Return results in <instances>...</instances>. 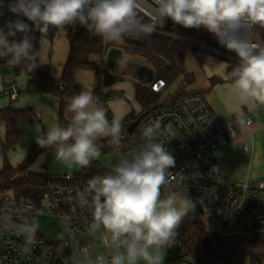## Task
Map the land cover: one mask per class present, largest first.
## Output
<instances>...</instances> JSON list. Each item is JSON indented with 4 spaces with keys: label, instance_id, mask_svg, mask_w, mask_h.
<instances>
[{
    "label": "clouds",
    "instance_id": "obj_1",
    "mask_svg": "<svg viewBox=\"0 0 264 264\" xmlns=\"http://www.w3.org/2000/svg\"><path fill=\"white\" fill-rule=\"evenodd\" d=\"M153 4L154 15L144 23L138 18L137 0H10L9 10L18 18L7 22V31L0 29V55L8 57L9 64L33 59L43 51L34 47L33 32L46 35L51 29L79 24L107 43L133 33L151 35L170 19L184 28L206 29L234 52L238 64L228 75L230 91L242 102L264 105V43L251 40L254 28H264V0H153ZM66 100L67 126L52 124L35 140L42 149L53 148L68 168L87 167L100 156V138H108L112 145L121 143V119L114 116L110 122L90 90ZM159 127V122L146 126L143 145L106 174L92 177L78 193L80 205L92 210L93 230L103 229L111 249L110 262L98 255L94 264H161L162 250L171 246L183 218L194 211L188 195L174 190L173 178L186 177L168 172L175 159L164 143L155 141Z\"/></svg>",
    "mask_w": 264,
    "mask_h": 264
},
{
    "label": "built area",
    "instance_id": "obj_2",
    "mask_svg": "<svg viewBox=\"0 0 264 264\" xmlns=\"http://www.w3.org/2000/svg\"><path fill=\"white\" fill-rule=\"evenodd\" d=\"M9 3L10 0H0V29L5 31L7 22L18 18L9 10ZM137 3L138 18L144 23L149 22L154 15L153 0H137ZM167 21L157 25L152 34L181 40L182 37L167 31ZM20 36L17 34L14 39L19 40ZM107 44L100 60L99 75L107 69ZM219 45V49L205 47L231 64L238 63L236 54L220 42ZM24 62L9 64L7 60V65L19 67ZM149 67L154 73L149 82L138 77L132 79L152 94L159 95L168 82ZM10 94L13 99L18 95L16 91ZM94 96L97 104L107 112V98L100 87L95 88ZM120 98L118 93L108 95V100ZM113 117L109 118L110 122ZM156 122L160 127L155 141L164 143L175 159V166L168 172L172 176L182 174L186 177L173 178L174 190L187 194L195 202L199 215L211 222L213 232L224 242L245 244L264 239V178L231 181L219 174L211 158L231 142L235 131L222 124L207 97L201 92L177 95L161 108L128 116L121 121L123 139L116 145L117 150L125 155L134 152L146 142L142 130ZM243 122L247 128L253 123L249 117L243 118ZM246 150H251L249 141ZM87 186L88 182L78 175L64 174L52 177L48 191L39 203L17 200L12 191L0 193V264H94V257L99 255L97 245L78 241L80 236L93 230L92 210L82 207L78 200V193ZM40 216H55L62 222L64 229L55 240L47 239L39 231ZM101 230V242L106 246ZM173 247L177 258L182 259L187 254L176 237L166 248L172 250ZM189 257L190 264H201Z\"/></svg>",
    "mask_w": 264,
    "mask_h": 264
},
{
    "label": "crops",
    "instance_id": "obj_3",
    "mask_svg": "<svg viewBox=\"0 0 264 264\" xmlns=\"http://www.w3.org/2000/svg\"><path fill=\"white\" fill-rule=\"evenodd\" d=\"M76 26H66L63 30L51 29L46 35H40L38 39L32 34L35 37L33 44L35 45L37 42L43 51H40L39 57L30 63L27 60L19 67H10L7 65L8 57L0 55V110L13 108L24 110L27 113V119L18 124L19 143L8 152L13 167L20 165L28 156L31 147L37 145L35 140L37 136L43 135L52 124H60V98L53 93L44 92L38 84L31 83L30 80L38 73H45L57 80L61 78L70 51L69 34ZM254 41L263 43L259 39ZM115 43L114 47L122 48L124 55V59L117 63L116 69L114 71L105 69L101 75H99V66L97 69H82L77 73L76 82L82 86V91L90 90L94 99L95 88L100 87L107 98L108 111L106 115L108 120L111 116H117L123 121L128 116L140 114L144 110L137 98L139 84L132 79L133 76L127 75V71L129 69L136 71L142 66L149 65L144 56L128 53L123 48L122 40ZM199 48L197 55L191 54L200 62L199 72L204 76L205 81L195 89L185 90L184 88L180 93H203L222 124L235 131L231 142L217 150L213 154L211 162L214 163L222 177L231 181L262 179L264 178V105L251 100L242 102L230 91L231 81L228 79V70L233 64L211 52L205 46L201 45ZM110 49L108 46L107 50ZM101 58L102 55L98 59V65H100ZM186 71L192 75V81L183 85L184 87L191 85L196 79L195 71L191 72L187 69ZM169 86L168 83L167 88L159 94L162 101ZM13 91L18 93L15 99L10 94ZM111 93L120 94L123 100H120L122 98L108 100V95ZM178 93L169 95L163 104ZM245 117H249L253 121L250 128H247L243 122ZM63 119L67 126L66 110L63 112ZM5 136L6 126L2 123L0 124V169L3 168L1 151L5 143ZM106 139L108 138H100L98 143ZM248 141L251 143L250 151L246 150ZM48 151L50 149L41 152L29 170L48 172L53 176L77 174L74 172L64 174L50 172L46 165L42 164L43 156L48 154ZM12 159L14 160L12 161Z\"/></svg>",
    "mask_w": 264,
    "mask_h": 264
},
{
    "label": "trees",
    "instance_id": "obj_4",
    "mask_svg": "<svg viewBox=\"0 0 264 264\" xmlns=\"http://www.w3.org/2000/svg\"><path fill=\"white\" fill-rule=\"evenodd\" d=\"M167 31L182 37V39H173L158 34L146 36L133 33L121 39L123 48L130 54L144 56L147 59V64L152 66L169 84L181 76H184L183 85L189 84L192 81V75L187 73L185 67L189 53L197 55L201 45L219 49V41L204 28L189 29L175 25L172 28H167ZM32 34L35 35L36 39L41 35L39 32ZM18 35L21 34L18 33ZM69 43V55L59 80L45 73H38L30 80L31 83L38 84L44 92L53 93L60 98V124L62 126H65L63 112L67 109L66 98L82 91V86L76 82L78 71L97 69L99 66L98 59L103 55L105 48V43L100 36L79 24L70 32ZM34 47L40 49L37 42ZM39 52L28 62L36 60L39 57ZM237 64L232 65L228 70V75ZM184 94L186 93L171 96L170 101L177 95ZM137 98L144 108L143 112L156 110L165 105L160 95L152 94L141 85L137 86ZM26 119L27 113L24 110L13 108L0 110V124L3 123L6 126L5 143L1 151L3 168L0 169V193L12 191L17 200L39 203L48 191L53 175L48 172L31 171L29 167L41 152L53 148L42 149L38 144L33 145L26 159L17 167H13L7 158V152L19 143L20 130L18 124ZM98 144L100 153L116 146L109 143L108 139ZM108 171V169L93 163L76 175L88 182L92 177L104 175ZM176 233L175 237L183 244L187 251L186 255L192 256L201 264H264V253L260 252L264 250V239L245 244L226 243L213 232L211 222L200 215L196 222L183 220L176 229ZM246 244L247 247L245 248L244 245Z\"/></svg>",
    "mask_w": 264,
    "mask_h": 264
},
{
    "label": "rangeland",
    "instance_id": "obj_5",
    "mask_svg": "<svg viewBox=\"0 0 264 264\" xmlns=\"http://www.w3.org/2000/svg\"><path fill=\"white\" fill-rule=\"evenodd\" d=\"M25 20V19H24ZM26 23H30L25 20ZM261 40L264 43V28L256 27L252 30V40ZM116 41L114 42H108L109 48H112L116 46ZM119 46V45H118ZM125 49V48H124ZM126 50V49H125ZM186 69L188 71H195L196 79L195 81L189 85V86H183V76L177 79L175 82L171 83L169 88L167 89L165 95L163 96V102H165L168 99L169 95H173L175 93H180L184 88L185 90L195 89L197 86L201 85L205 78L204 76L199 72V69L201 68L200 62L198 59L189 53L186 63H185ZM133 67V66H132ZM127 75L136 77V71L130 69L127 71ZM120 100H123L120 99ZM137 114V113H136ZM9 152V151H8ZM7 152V158L10 160V154ZM48 154H45L43 156L44 161H42V164L46 165V168L54 173V174H64V173H80L84 170L85 167L81 168L78 166H75L73 168H68L64 163H62L60 160L57 159L56 153L54 149H50V151L47 152ZM13 155V153H12ZM123 158H129V155L121 154L117 147L100 153V156L98 158H95L91 161L90 164H97L103 168L110 169V166L118 163ZM14 159H12L13 161ZM37 227L39 231L49 240H55L59 233L64 229L62 222L60 219H58L55 216H40ZM101 235L102 230H92L89 232H86L82 236L79 237L78 241L80 244L92 242L95 243L98 247L99 255H105L109 262H110V246L109 245H103L101 242ZM244 247H247V244L244 245ZM260 252L264 253V250H261ZM162 262L161 264H190L191 258L190 255H185L182 259L177 258L175 248L173 247L172 250H169L168 248H164L162 250ZM192 257V256H191ZM96 257H94L93 261H95ZM139 264H145L144 261H140Z\"/></svg>",
    "mask_w": 264,
    "mask_h": 264
},
{
    "label": "water",
    "instance_id": "obj_6",
    "mask_svg": "<svg viewBox=\"0 0 264 264\" xmlns=\"http://www.w3.org/2000/svg\"><path fill=\"white\" fill-rule=\"evenodd\" d=\"M174 26H175V24L170 19H168V21H167V27L168 28H172ZM232 53H234V52H232ZM123 59H124V55H123V49L122 48H118V47L111 48L108 51V54H107V60H106V67H107V69H109L111 71H114L116 69L117 63L119 61H122ZM153 74H154L153 73V70L149 66H146V65L145 66H142V67H140V68H138L136 70V76L140 80H142L143 82H149L153 78ZM193 203L195 204L194 201H193ZM198 216H199V211H198V208H197V206L195 204L194 211H192L188 215H186L183 218V220L191 221V222H196L197 219H198Z\"/></svg>",
    "mask_w": 264,
    "mask_h": 264
}]
</instances>
